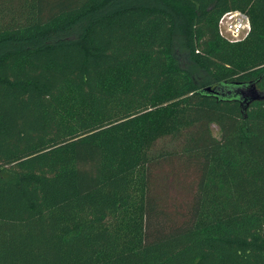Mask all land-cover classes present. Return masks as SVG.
<instances>
[{
	"label": "trees",
	"instance_id": "1",
	"mask_svg": "<svg viewBox=\"0 0 264 264\" xmlns=\"http://www.w3.org/2000/svg\"><path fill=\"white\" fill-rule=\"evenodd\" d=\"M0 264H264V0H0Z\"/></svg>",
	"mask_w": 264,
	"mask_h": 264
},
{
	"label": "built area",
	"instance_id": "2",
	"mask_svg": "<svg viewBox=\"0 0 264 264\" xmlns=\"http://www.w3.org/2000/svg\"><path fill=\"white\" fill-rule=\"evenodd\" d=\"M252 29L249 14L242 10L226 11L219 19L218 30L221 36L230 41H239L247 37Z\"/></svg>",
	"mask_w": 264,
	"mask_h": 264
},
{
	"label": "rangeland",
	"instance_id": "3",
	"mask_svg": "<svg viewBox=\"0 0 264 264\" xmlns=\"http://www.w3.org/2000/svg\"><path fill=\"white\" fill-rule=\"evenodd\" d=\"M223 89L225 91H227L226 87L223 88ZM233 90L236 91V92H240V90H241V92L243 93V97L244 98H246V96L249 97V96H251L253 94L250 90H247V88H244V87H236ZM225 91H224V93H225ZM228 94H231L230 90H228ZM212 130H213V133L215 135H219V128L217 126L213 125Z\"/></svg>",
	"mask_w": 264,
	"mask_h": 264
},
{
	"label": "water",
	"instance_id": "4",
	"mask_svg": "<svg viewBox=\"0 0 264 264\" xmlns=\"http://www.w3.org/2000/svg\"><path fill=\"white\" fill-rule=\"evenodd\" d=\"M206 91H211V92H213L214 94H217V88L212 89L211 87H208V88L206 89ZM243 102H244V103L247 102V99H244Z\"/></svg>",
	"mask_w": 264,
	"mask_h": 264
}]
</instances>
